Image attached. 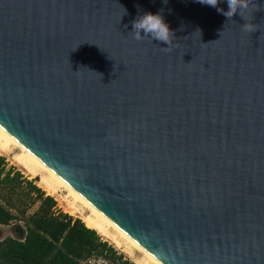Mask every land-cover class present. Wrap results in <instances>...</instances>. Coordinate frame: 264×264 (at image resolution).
Instances as JSON below:
<instances>
[{
	"label": "water",
	"instance_id": "obj_1",
	"mask_svg": "<svg viewBox=\"0 0 264 264\" xmlns=\"http://www.w3.org/2000/svg\"><path fill=\"white\" fill-rule=\"evenodd\" d=\"M217 8L0 0V127L162 264H264V0Z\"/></svg>",
	"mask_w": 264,
	"mask_h": 264
},
{
	"label": "trees",
	"instance_id": "obj_2",
	"mask_svg": "<svg viewBox=\"0 0 264 264\" xmlns=\"http://www.w3.org/2000/svg\"><path fill=\"white\" fill-rule=\"evenodd\" d=\"M22 222L25 236L0 239V264H132L79 217L0 156V225Z\"/></svg>",
	"mask_w": 264,
	"mask_h": 264
},
{
	"label": "bare ground",
	"instance_id": "obj_3",
	"mask_svg": "<svg viewBox=\"0 0 264 264\" xmlns=\"http://www.w3.org/2000/svg\"><path fill=\"white\" fill-rule=\"evenodd\" d=\"M0 153L11 158L29 177H37L38 185L48 194L57 195L69 208V213L77 212L90 228L98 231L122 251L128 253L137 264H162L134 239L119 229L104 214L88 203L63 179L45 167L25 147L0 127ZM66 210V209H65Z\"/></svg>",
	"mask_w": 264,
	"mask_h": 264
},
{
	"label": "clouds",
	"instance_id": "obj_4",
	"mask_svg": "<svg viewBox=\"0 0 264 264\" xmlns=\"http://www.w3.org/2000/svg\"><path fill=\"white\" fill-rule=\"evenodd\" d=\"M199 2L211 7H216L220 0H199ZM164 3L166 4L167 0H164ZM251 3L252 0H227V11L221 8H217V11L221 12L225 17L228 18V20H231L233 15L239 11L240 16L248 21L244 15V12L249 8ZM137 7L139 8V6ZM132 29V38L137 41H142L144 39L159 41L168 45L167 47H163V50L165 51L170 50L172 46L174 32L169 28L161 13L147 12L139 15L135 20L132 21ZM242 30L246 32L255 31L249 21L242 25Z\"/></svg>",
	"mask_w": 264,
	"mask_h": 264
},
{
	"label": "rangeland",
	"instance_id": "obj_5",
	"mask_svg": "<svg viewBox=\"0 0 264 264\" xmlns=\"http://www.w3.org/2000/svg\"><path fill=\"white\" fill-rule=\"evenodd\" d=\"M0 156H4L5 157V159H6V161H7V164H8V166H10V165H13V166H15L16 168H18L19 170H21L22 172H23V174L24 175H26L27 176V174H26V172H24L23 170H22V168L11 158V155L10 154H1L0 153ZM29 177V176H28ZM29 178H36V183L38 184V178L37 177H29ZM54 198L56 199V202H57V207L58 208H61L64 212H67V213H69V208L67 207V205H66V202H64L61 198H59L57 195H54ZM66 209V210H65ZM70 215H72L73 217H79L80 218V214L79 213H77V212H74V213H69ZM18 224H23L22 222H19ZM10 225L11 224H8V225H0V238H2V237H5V236H8V235H10V236H15L16 234H15V232H14V230L12 229V227H10ZM102 237L104 238V239H106V240H108L109 241V243H111L114 247H115V249L118 251V252H120V253H122L123 254V256L125 257V258H127L132 264H137L134 260H133V258L128 254V253H126L125 251H122L120 248H118V247H116L112 242H111V240H109V239H107L105 236H103L102 235ZM94 264H109L107 261H103V260H97V262L96 263H94Z\"/></svg>",
	"mask_w": 264,
	"mask_h": 264
},
{
	"label": "flooded vegetation",
	"instance_id": "obj_6",
	"mask_svg": "<svg viewBox=\"0 0 264 264\" xmlns=\"http://www.w3.org/2000/svg\"><path fill=\"white\" fill-rule=\"evenodd\" d=\"M18 235V234H17Z\"/></svg>",
	"mask_w": 264,
	"mask_h": 264
}]
</instances>
